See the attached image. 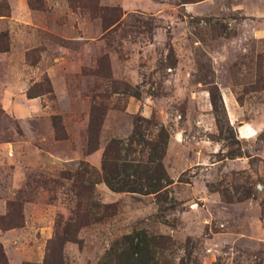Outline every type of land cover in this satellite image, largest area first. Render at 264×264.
<instances>
[{"label":"rangeland","instance_id":"obj_1","mask_svg":"<svg viewBox=\"0 0 264 264\" xmlns=\"http://www.w3.org/2000/svg\"><path fill=\"white\" fill-rule=\"evenodd\" d=\"M259 55L264 0H0L5 263L113 264L140 231L154 264H264ZM158 135L161 189L110 191L106 147L132 184Z\"/></svg>","mask_w":264,"mask_h":264},{"label":"trees","instance_id":"obj_2","mask_svg":"<svg viewBox=\"0 0 264 264\" xmlns=\"http://www.w3.org/2000/svg\"><path fill=\"white\" fill-rule=\"evenodd\" d=\"M255 66L254 84L262 89L264 87V55H259ZM144 145L146 147V163L142 166H138V171L137 169H133L132 175L136 178V182H133L132 184H129L126 181H120L119 184H113V178L109 176L110 169L107 168L110 164L106 162L107 153L111 145L106 147L103 153L102 171L103 182L110 191L151 194L161 189V181H164V174L162 173L159 160L164 152V137L158 135L155 140L147 141ZM16 206L18 205L13 203L8 204V207L10 208L15 207L14 211L16 212L17 210L18 216L19 212L18 208L16 209ZM10 219L13 218L10 217ZM1 220L2 218H0V221ZM17 225L18 222H9L7 226L0 224V228L6 229ZM123 239L125 243L124 248L119 252L112 253L113 264H154L156 251L164 248L167 243L166 239L161 236H146L140 231L125 236ZM0 264H6L2 254L0 255Z\"/></svg>","mask_w":264,"mask_h":264}]
</instances>
